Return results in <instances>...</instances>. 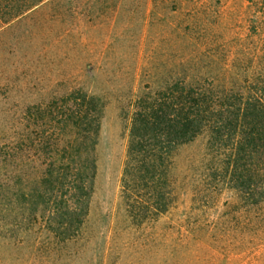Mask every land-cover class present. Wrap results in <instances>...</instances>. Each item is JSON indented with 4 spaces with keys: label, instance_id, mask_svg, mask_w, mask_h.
<instances>
[{
    "label": "rangeland",
    "instance_id": "374dc122",
    "mask_svg": "<svg viewBox=\"0 0 264 264\" xmlns=\"http://www.w3.org/2000/svg\"><path fill=\"white\" fill-rule=\"evenodd\" d=\"M182 54L220 62L263 57L264 0H43L0 25V137L12 132L19 112L71 88L105 93L109 101L84 227L88 245L74 241L59 250L41 232H28L22 242L0 239V264H166L156 255L160 240L177 246L175 264H225L217 258L227 255L233 264H264V242L240 243L259 232L242 228L223 205L225 195L216 203L193 197L204 136L178 154L176 174L186 177L178 204L140 223L127 213L121 193L131 97Z\"/></svg>",
    "mask_w": 264,
    "mask_h": 264
},
{
    "label": "trees",
    "instance_id": "16d2710c",
    "mask_svg": "<svg viewBox=\"0 0 264 264\" xmlns=\"http://www.w3.org/2000/svg\"><path fill=\"white\" fill-rule=\"evenodd\" d=\"M42 1L0 0V25ZM183 55L149 74L131 97L121 193L127 213L140 223L174 208L186 183L176 174L178 154L204 136L193 197L216 203L225 195L223 205L242 228L251 224L259 232L240 243L257 246L264 242V55L221 62ZM148 69L146 61L142 70ZM108 102L105 93L79 86L19 112L12 132L0 137V239L22 242L28 232H41L59 250L74 241L88 245L84 227ZM158 244L160 261L175 264L177 246ZM233 258L217 260L233 264Z\"/></svg>",
    "mask_w": 264,
    "mask_h": 264
}]
</instances>
